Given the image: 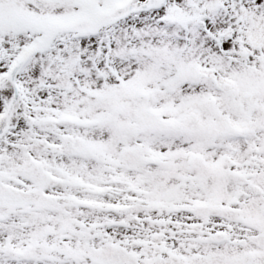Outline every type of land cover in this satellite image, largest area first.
<instances>
[{"label":"snow or ice","instance_id":"1","mask_svg":"<svg viewBox=\"0 0 264 264\" xmlns=\"http://www.w3.org/2000/svg\"><path fill=\"white\" fill-rule=\"evenodd\" d=\"M0 264H264V0H0Z\"/></svg>","mask_w":264,"mask_h":264}]
</instances>
